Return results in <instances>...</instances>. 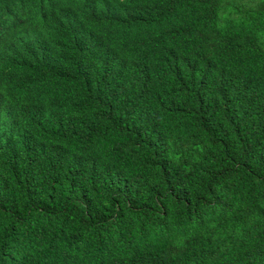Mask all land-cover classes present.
Masks as SVG:
<instances>
[{
    "label": "trees",
    "instance_id": "obj_1",
    "mask_svg": "<svg viewBox=\"0 0 264 264\" xmlns=\"http://www.w3.org/2000/svg\"><path fill=\"white\" fill-rule=\"evenodd\" d=\"M0 264H264V0H0Z\"/></svg>",
    "mask_w": 264,
    "mask_h": 264
}]
</instances>
